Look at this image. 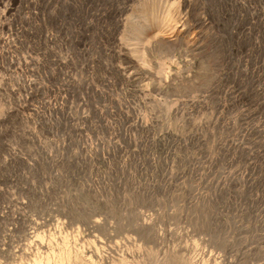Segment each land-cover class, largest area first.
I'll return each mask as SVG.
<instances>
[{
  "label": "rangeland",
  "instance_id": "obj_1",
  "mask_svg": "<svg viewBox=\"0 0 264 264\" xmlns=\"http://www.w3.org/2000/svg\"><path fill=\"white\" fill-rule=\"evenodd\" d=\"M144 1L0 0V264H264V0Z\"/></svg>",
  "mask_w": 264,
  "mask_h": 264
},
{
  "label": "bare ground",
  "instance_id": "obj_2",
  "mask_svg": "<svg viewBox=\"0 0 264 264\" xmlns=\"http://www.w3.org/2000/svg\"><path fill=\"white\" fill-rule=\"evenodd\" d=\"M168 2L166 0H145L143 3L139 5L137 13L132 15L131 18L127 21L124 39L126 41L125 44L129 48L128 50H130L129 52H131V55L134 56V55L140 54L139 53L140 46L141 45L146 46V43H148V41L146 43L144 42L151 38L153 39L154 37L153 35L156 33H159V30L158 32L155 33V31L158 28L162 27V29L160 28V30H163L166 27L167 29H164V30L165 31L169 30L168 27L171 26V24L169 25V23L172 21L173 18L171 17V13L167 11V10H171V8L167 7V4L171 2L169 3ZM168 6L170 7L172 6V4ZM166 25L167 26L169 25V26L167 27ZM176 25L177 24H174V26ZM156 37H157V34H156ZM154 41L157 42L156 40ZM162 43L164 44V42ZM148 45L150 46V44H147V46ZM143 49L146 50L145 47ZM64 245L67 246L66 241H64ZM65 246H64L65 249L63 248L64 250H61V249L57 251L55 250L56 252H53L44 258H38V257L35 258L32 261V264H68L69 263L68 261L70 260L69 259L70 251L67 253L68 246H67V249ZM210 259L211 260L207 259L206 261L204 259L193 261L187 258L186 260L182 261L181 264H222L224 260L217 256L211 257ZM101 264H136V263L126 261L122 257L121 260L105 261V262H101Z\"/></svg>",
  "mask_w": 264,
  "mask_h": 264
}]
</instances>
